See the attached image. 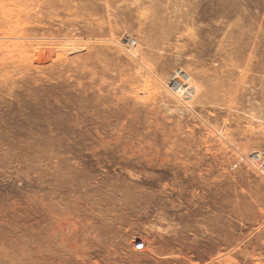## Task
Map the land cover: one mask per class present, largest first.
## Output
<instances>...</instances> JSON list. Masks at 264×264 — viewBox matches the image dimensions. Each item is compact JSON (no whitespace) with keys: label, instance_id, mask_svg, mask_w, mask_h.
<instances>
[{"label":"rangeland","instance_id":"1","mask_svg":"<svg viewBox=\"0 0 264 264\" xmlns=\"http://www.w3.org/2000/svg\"><path fill=\"white\" fill-rule=\"evenodd\" d=\"M0 264H264V0H0Z\"/></svg>","mask_w":264,"mask_h":264},{"label":"bare ground","instance_id":"2","mask_svg":"<svg viewBox=\"0 0 264 264\" xmlns=\"http://www.w3.org/2000/svg\"><path fill=\"white\" fill-rule=\"evenodd\" d=\"M5 6H6V5H5ZM19 8H20V7H19ZM12 10H15V9H12ZM29 10H30V9H29ZM16 11H17V10H16ZM23 11H24V10H23ZM19 12H20V11H19ZM7 13H8V12H7ZM20 14H21V13H20ZM1 15H2V14H1ZM20 16H21V15H20ZM2 17H3V16H2ZM22 17H23V16H22ZM24 17H25V16H24ZM4 18H5V17H4ZM4 18H3V19H4ZM15 18H16V17H15ZM8 19H9V18H8ZM17 20H18V19H17ZM30 20H31V19H30ZM8 21H9V20H8ZM15 21H16V20H15ZM22 21H23V19H22ZM22 21H21V22H22ZM22 23H23V22H22ZM151 90H152V89H151Z\"/></svg>","mask_w":264,"mask_h":264}]
</instances>
